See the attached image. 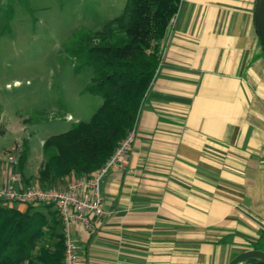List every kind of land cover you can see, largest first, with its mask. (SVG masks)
I'll return each mask as SVG.
<instances>
[{
  "label": "crops",
  "instance_id": "obj_1",
  "mask_svg": "<svg viewBox=\"0 0 264 264\" xmlns=\"http://www.w3.org/2000/svg\"><path fill=\"white\" fill-rule=\"evenodd\" d=\"M255 4L181 0L128 160L101 181L109 213L90 229L74 224L79 264H228L260 236L264 49ZM31 209L51 225L58 217L53 205Z\"/></svg>",
  "mask_w": 264,
  "mask_h": 264
},
{
  "label": "trees",
  "instance_id": "obj_2",
  "mask_svg": "<svg viewBox=\"0 0 264 264\" xmlns=\"http://www.w3.org/2000/svg\"><path fill=\"white\" fill-rule=\"evenodd\" d=\"M180 2L125 0L121 13L100 29L73 33L67 50L76 61L75 69L90 70L84 91L100 96L102 102L88 120L73 122L43 140V160L36 177L40 186L62 184L59 188H63L71 178L89 176L135 126ZM29 150L25 138L17 161L20 177L25 176ZM27 206L19 211L0 204V264H64L59 216L51 225L40 211ZM250 249L264 251V229ZM241 264L264 261L249 258Z\"/></svg>",
  "mask_w": 264,
  "mask_h": 264
},
{
  "label": "rangeland",
  "instance_id": "obj_3",
  "mask_svg": "<svg viewBox=\"0 0 264 264\" xmlns=\"http://www.w3.org/2000/svg\"><path fill=\"white\" fill-rule=\"evenodd\" d=\"M124 4L125 0H0V175L18 172L21 144L28 138V169L21 177L25 186L37 182L28 173L39 170L43 140L73 122L88 120L101 104L100 96L84 91L90 70L76 71L67 49L76 30L100 29L121 13Z\"/></svg>",
  "mask_w": 264,
  "mask_h": 264
},
{
  "label": "built area",
  "instance_id": "obj_4",
  "mask_svg": "<svg viewBox=\"0 0 264 264\" xmlns=\"http://www.w3.org/2000/svg\"><path fill=\"white\" fill-rule=\"evenodd\" d=\"M135 133L134 126L121 139L110 157L92 174L71 178L63 188H44L38 182L25 186L18 172L5 174L4 179L0 181V203L52 204L57 210L62 226L63 263L79 264L74 224L81 222L90 229L92 219L105 217L109 213L102 202L101 181L112 168L126 164Z\"/></svg>",
  "mask_w": 264,
  "mask_h": 264
},
{
  "label": "water",
  "instance_id": "obj_5",
  "mask_svg": "<svg viewBox=\"0 0 264 264\" xmlns=\"http://www.w3.org/2000/svg\"><path fill=\"white\" fill-rule=\"evenodd\" d=\"M254 20L258 37L264 49V0H256ZM249 258L264 261V251L259 249H246L234 256L228 264H241Z\"/></svg>",
  "mask_w": 264,
  "mask_h": 264
}]
</instances>
